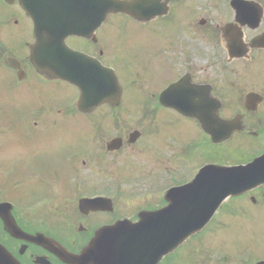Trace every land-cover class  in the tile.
I'll return each mask as SVG.
<instances>
[{
	"label": "flooded vegetation",
	"instance_id": "obj_1",
	"mask_svg": "<svg viewBox=\"0 0 264 264\" xmlns=\"http://www.w3.org/2000/svg\"><path fill=\"white\" fill-rule=\"evenodd\" d=\"M46 1L44 0L48 13L45 17L47 20L56 18L64 20L65 11H67L71 14L66 17L67 21H88L90 23L89 31L85 32V37L71 35L67 39L70 48L93 57L104 65L114 67L116 63L112 54L116 55V51L112 53L110 49L112 47L120 48L118 46L119 37L113 41V37L106 36V25H100L99 9L87 7L86 3L89 0H76L75 5L68 3L71 0ZM234 2L235 0H159L161 9L165 10V15L147 24L138 23L133 18L129 21L132 22L135 29L141 30L145 27L153 39V34L155 37L161 35L165 39L170 27L176 29L173 33L176 35L173 40L178 45V58L184 52L188 57L184 58L181 64L174 65L166 71L168 74L164 77L167 76V79L162 82L167 85L163 89L174 82H179L184 90L198 88L197 91L204 93L205 97L197 95L193 101L217 99L222 105L221 117L225 120L237 121L241 128L234 134L232 140L239 137L252 139L261 148L262 155L264 153V0ZM244 2L251 4L242 8L235 6V4L244 5ZM58 3L66 4L67 8L58 9ZM39 9L41 12V6ZM94 10L96 13H90ZM85 12L88 13L85 14ZM241 13L245 15H240ZM41 19V15L36 19L27 15L24 9V0H0V155L15 151L11 150L9 146L16 144L19 147V153H22L23 146L17 138H8V134L18 126L26 124L35 129V133H30L32 140L35 141L36 136L51 131L58 123L59 101L57 95L42 96L39 91L41 85L52 88L58 82L40 76L31 61V46L49 43V41L41 42L37 37L38 33L52 34L50 31H41ZM114 19L115 17L111 18V20ZM258 20L260 22L255 29H252V25L241 23L242 21H252L255 24ZM91 28L94 29L91 30ZM259 37H261L260 48H254L253 41ZM160 49V47L153 48V51L148 54L149 58L160 53ZM110 57L112 61L107 60ZM159 65L162 68L166 66L164 63ZM26 88L30 92L35 91L36 94H25ZM163 89L150 93V101L155 103L158 109L157 103H159V95ZM252 95L258 96L256 98L258 103L254 104V99H250ZM65 102L68 103V100ZM75 105V100L73 101L70 97L69 104L66 106L67 111L64 112L65 116L62 118L67 119L66 123L72 126L78 138L81 136L79 140L83 146L72 150V153L69 154L71 156L69 163L78 162L83 157L86 159L83 161L84 167L93 162L100 167L105 166L108 165L110 156L119 155L127 148L137 150L141 155L145 154V148L136 147L137 142L128 143L127 133L124 135V133H120V130H117L109 134L107 139L104 130L101 132L104 120L97 116L98 113L100 111L115 112V109L105 106L92 115H78L79 113L77 114L74 109ZM156 107L154 106L152 109H156ZM152 109L147 110L150 116L154 114ZM172 113L177 116L175 112ZM113 121L116 122L115 119ZM190 122L200 130L199 122ZM107 125L116 128L118 124L109 120ZM91 131L93 133L90 140L89 133ZM83 132L86 133V136H83ZM112 134H116V136L110 138ZM23 136L25 138V134ZM117 139H122L123 145L118 150H109V143ZM166 144L168 143L162 142L161 145L150 148L155 158L162 162L164 150L168 156V150L165 149ZM95 145H98V151H94ZM145 146L151 147L150 143ZM159 146L161 147L159 148ZM166 163L169 162L166 160ZM142 164L148 170V165ZM142 164L139 165L140 171L145 172ZM169 174L170 168L167 167L164 173L141 175L146 177L143 183L140 180L134 181L137 186L142 187L144 192H137L130 198V201L125 203L124 213H117L116 204V196L122 192V187L113 186L111 183L106 187L105 180L85 178L83 180L85 191L83 198H107L112 201L114 209L110 211L111 206H105L95 210L85 206L81 211L77 206L66 216L62 213L63 219L54 216L53 222L62 221V225L57 228L62 239H54L70 252L79 255L83 249L89 246L100 228L114 225L125 219L134 225L138 224L141 221L142 213H153L168 206V202L164 201L163 196L169 188L168 185L164 186L169 179ZM78 178V175L72 177L74 180ZM121 183L123 181H120ZM127 183H131V181H125V184ZM144 184H147L148 188H145ZM249 204L254 208V215H258L259 224L261 223V231L258 233L261 238V262H264V184L258 190L227 200L219 211V213L225 211V216L219 221L221 222L220 226L226 227L234 219H248L247 211L251 208ZM220 215H217L211 223L218 220ZM16 221L23 228L17 219ZM25 221L27 225H34L37 223V218L28 217ZM55 227L57 226L55 225ZM27 233L36 234L38 232L28 231ZM0 243L21 264H38L36 262L41 258L45 259L43 264H63L46 250L13 239L4 229L0 230ZM208 243L205 242L202 235H197L180 245L173 253L164 256L158 264H202L203 261L214 256L211 252L212 245H208ZM237 248L236 257L245 260L248 255L240 250L242 245L238 244ZM117 251L120 253L121 250ZM135 251L138 254H133L131 261L124 256L126 262L121 264H153L155 257L151 250L141 247ZM222 252H226L225 245L220 247L219 253ZM233 254L232 248L229 257L232 258Z\"/></svg>",
	"mask_w": 264,
	"mask_h": 264
},
{
	"label": "rangeland",
	"instance_id": "obj_2",
	"mask_svg": "<svg viewBox=\"0 0 264 264\" xmlns=\"http://www.w3.org/2000/svg\"><path fill=\"white\" fill-rule=\"evenodd\" d=\"M113 25L116 27L117 32H120L121 29L127 32V27L123 28L120 23L114 22ZM175 30L176 29H171V27L168 29L169 32L166 34L164 43H162V38L159 36L157 40L159 44L157 45L155 43L156 40L151 38L147 31L140 32L138 29L132 28L129 32V37L124 39L126 41L125 46L128 48L120 47L119 49H116L112 47L110 49L112 53L116 51V56L112 54L113 59H115L118 63H121L122 61L125 63L123 65L120 64L114 66L117 68L122 78V82H124L126 86L130 77L134 73L133 76L135 77L131 79L132 84H130V87L132 85L134 90L140 93L144 92V94L147 95L150 91L148 87L143 85L140 87L139 83L133 84L134 79L140 76L147 81L145 78L149 77V75H151L149 77L150 80L155 81L154 83L165 81V79H167V76L164 77L168 74V72H166L167 70H164L163 72L157 68L154 72L153 69V63L156 64L157 67L159 63L163 61V58L155 55L153 58L147 59V52L151 51L156 46L160 47L169 62L176 66L177 64H181L184 58L188 57V55L184 52V54L182 56L180 55L178 58V45L175 40H173L176 36L173 34ZM106 36L113 37V41L116 37H119V35L116 32L114 33L111 29L106 30ZM153 37L156 39L154 34ZM131 52H134V54ZM112 58L110 57L109 61H112ZM54 90L56 92L55 94H57L59 103L66 101L71 96V91L65 87L50 88V86L45 85H41L39 87L40 95L42 96L53 94ZM25 94L33 95L36 94V92H30V90L26 88ZM132 95L133 96H127L126 94V103H131L135 99L134 93ZM124 107L125 109L128 107L129 110L133 108L123 105L122 108ZM140 110L141 109L139 107H134L135 112H139ZM167 115L169 114L162 112V117L158 116L155 119L157 122H165L162 128L164 132L167 131L166 134H169L171 138L168 144L165 145V149L168 150V156L164 150L163 162L156 159L154 153L150 150V148L161 145V142L165 140L164 137L162 139L161 136L160 139L157 137L152 138V141L148 139L151 147L147 148L146 146H142L145 148L144 155H141L137 150L134 151L127 148L119 155L110 156L108 165L103 167L95 165V162L84 167L82 164L83 161H86V159L81 157L80 161L78 160L79 162L77 163V165H79V178L71 182L72 185L76 186L75 188H72L73 192L71 195L70 190H68L67 187V182L71 172H73V164H69L67 162L68 158H70L69 154L72 153V150L83 146V143L79 140V138L81 139V136L78 138L75 134V130L70 124L63 125V123L59 121L51 131L41 133L42 135L39 134L35 137V141H33L30 133H35L36 130L26 124L18 126L15 130H12L8 134V138H17L23 146L22 153H19V147L16 144L9 146L11 150L15 151L0 155V202L11 203L20 215L22 213L23 215L35 216L39 219L37 225L46 227L43 220L48 219L49 217L52 218V215L58 217L59 219H63L64 216L62 213L66 216L74 208H77L78 201L85 193L83 188V180L85 178L89 180H93V178H100L105 180L106 187L109 183H111L113 186L118 185L123 188L122 193L116 196L117 213H124L125 203L130 201V198L137 192L143 191L142 187L137 186L136 183H134L136 180H140L143 183V180L146 179V177L141 175H149L159 172L164 173L166 168L169 167L171 173L169 174V179L164 186L168 185V187L171 188L179 183H183L181 181H189L198 169V166H196L198 162L196 164H191L185 154L187 143L179 145L178 142L183 143V140L172 136L182 135L187 139H195L199 133L194 127L195 125L189 123L184 126H177L173 128L174 125L169 122L172 118H169L170 115L167 117ZM98 117L100 118L101 116ZM122 117H126L124 110H122ZM131 117L132 116L127 115V119H123L125 124L129 126L130 130L139 128V116H136L135 114L132 118ZM153 125L155 126V124ZM23 134H25V138ZM83 136H86L85 132H83ZM108 137L109 136H106V138ZM98 145L94 146V151H98ZM182 145L183 150L181 149ZM59 146L63 147L59 148ZM160 147L161 146H159V148ZM89 149L93 151L91 148ZM213 151H216V149H213ZM216 152L220 153L219 150ZM258 153L260 152L256 148H242L241 151L232 150L220 154L223 156V159L236 163L241 160H248ZM65 155L67 156L66 160ZM166 160L169 163H166ZM87 162L89 163V160H87ZM201 162L203 164L204 159H202ZM55 163L56 165L53 166ZM139 163H146L148 165V170L145 165L142 164L145 168V172L140 171ZM183 164L191 165L183 167ZM10 165H12V167ZM135 167L139 169V174L133 181H131V183L125 184V182H123L121 183V186V177H131L135 175L133 172V168L135 169ZM123 168L130 170V172H125L124 176H121V172L119 170ZM53 174H55V176L51 177ZM27 178L28 180L33 179L32 182L27 181ZM41 178L47 179L50 184L46 185L42 182L43 180H40ZM13 185L16 187L13 188ZM144 185L145 188H148L147 184ZM6 193H9L13 197L8 199L9 197ZM39 197L43 198L38 199ZM14 202L18 206H16ZM24 203L27 208L22 206ZM247 212L251 220L234 219L228 223L226 228H221L218 224L214 223L208 233L209 240L213 241L215 244L229 245V247L237 240L242 245V252L251 254L258 252L257 254L261 255V250L258 248L260 242L259 235H256L255 233V231H261V223L259 224L258 215H254L253 208H249ZM222 230L226 234L217 237ZM47 231L52 233L57 232L56 229H47ZM236 254L237 252L233 254L232 258H230L229 253L222 252L220 254L217 253V249H215L214 256L207 261H203L202 264H254V262L259 259L257 257L252 259L248 256L246 258V262L240 261L237 263L238 258L236 257Z\"/></svg>",
	"mask_w": 264,
	"mask_h": 264
},
{
	"label": "water",
	"instance_id": "obj_3",
	"mask_svg": "<svg viewBox=\"0 0 264 264\" xmlns=\"http://www.w3.org/2000/svg\"><path fill=\"white\" fill-rule=\"evenodd\" d=\"M94 3L98 4L99 1L95 0ZM104 4L107 16L109 13L133 14L131 3L127 1L104 0ZM59 42V47L62 50L58 59L59 78L69 81L80 89V108L82 110H91L105 103L120 101L122 88L112 70L100 68L97 62L66 50L61 39ZM63 57H66L71 64L70 70L67 66H63L67 68L68 72L60 67ZM171 90L172 88L166 93ZM171 94L177 96L178 91H173ZM171 106L183 113L188 111L182 101H171ZM210 116L212 125L206 123L208 119L204 117V113L198 118L204 124L203 129L212 136L214 141L229 137L235 131V124L217 119L214 110ZM261 179V159L247 167L232 169L217 166L207 167L191 184L170 190L167 194L170 206L163 211L154 213L153 217H157V220L164 217L169 223L170 227L165 229V232H169V234L164 238L168 240L169 247L173 249L178 247L184 238L204 229L228 197L237 196L261 185ZM11 211V205H0V218L13 237L43 246L66 264H117L116 257L119 256L117 250L121 247H130L134 239L131 235L138 233L141 236L140 233H142V229L139 227L126 226L127 222L105 227L97 232L90 246L80 256H73L55 241L43 235L29 236L23 233L17 226ZM163 214L165 215L162 216ZM160 225L161 223L153 228L144 226L145 230L148 229L146 238L148 241L153 240L150 241V247L160 249V244L157 241L160 231L163 230ZM125 233L128 235L126 236ZM0 264L19 263L0 245Z\"/></svg>",
	"mask_w": 264,
	"mask_h": 264
}]
</instances>
